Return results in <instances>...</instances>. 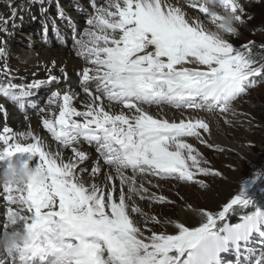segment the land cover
<instances>
[{
  "label": "snow or ice",
  "instance_id": "snow-or-ice-1",
  "mask_svg": "<svg viewBox=\"0 0 264 264\" xmlns=\"http://www.w3.org/2000/svg\"><path fill=\"white\" fill-rule=\"evenodd\" d=\"M261 2L88 0L93 11L87 27L78 38L73 30L75 55L85 65L78 72L80 90H55L38 110L54 146L30 122L26 131H14L6 122L0 130V169L32 167L29 161L39 158L37 176L22 187L2 184L0 189V202L7 204L0 235L23 228L30 237L13 252L0 250V264H191L196 246L217 222L250 203L242 189L219 210L192 208L193 220L201 214L207 222L198 227L177 222L176 234L150 227L162 221L142 212L134 196L172 203L145 185L159 187L153 178L194 181L197 174L221 175L204 166L208 162L187 138L213 148L210 123L198 113L219 111L231 123L227 114L236 115L237 99L264 80V56L253 54L255 42L237 47L229 39L253 19L249 7ZM17 11L11 10L13 27ZM0 22V32L8 35L10 21ZM259 47L264 51V43ZM0 58V95L7 100L61 79L53 74L57 61L52 60L45 65V79L14 82L19 77L8 64L2 37ZM59 72L67 79L65 66ZM166 109L177 110L179 118L175 113L170 118ZM8 115L0 103V116ZM84 144L95 145L97 158L90 166H85L90 157ZM17 154L27 158L17 161ZM133 214L144 217L142 226ZM254 216H244L237 228ZM255 264H264V254Z\"/></svg>",
  "mask_w": 264,
  "mask_h": 264
},
{
  "label": "rangeland",
  "instance_id": "rangeland-1",
  "mask_svg": "<svg viewBox=\"0 0 264 264\" xmlns=\"http://www.w3.org/2000/svg\"><path fill=\"white\" fill-rule=\"evenodd\" d=\"M67 1L62 2V6ZM78 2L83 4L85 0H78ZM43 11L45 12L46 10L43 8ZM218 11L223 10L218 9ZM248 11L253 16V19L240 28L239 36L229 37V39L237 47L248 41H254L253 54L259 59L264 56V51L259 47L261 43H264V2L253 3ZM51 13L53 15L52 18L54 17L55 20H62L63 16L59 11L52 10ZM84 21L86 23V17H84ZM206 24L211 30H215V26L208 20ZM53 25L43 26L39 23L37 25V35L39 30H41V34L44 35L42 40H45L47 33L49 36L55 37L54 32L57 27H53ZM73 30L77 33L76 28H69L67 30L68 37L73 38ZM69 31H71V34H69ZM235 112L236 115L227 114V119L232 121L231 123H226L224 114L219 111L212 113L216 114L218 118L214 125H210L212 134L208 139L214 145L213 148L209 149L207 146L201 145L195 138H187L200 151L203 160L208 162L204 166L213 167L221 175L203 176L197 174L194 181L161 179V181H166L167 184H165L164 188L161 187L162 189L156 195L164 196L172 203L146 199L149 210L152 211L148 215H155L157 218H161L160 220L164 221L165 224L171 220L169 229H174L173 234H176L178 230L175 229L174 225L177 222H184L185 226L197 227L207 222L206 217L203 220L196 216L195 220H193L192 215H190V208L219 210L224 202L237 194L240 188L242 189L250 203L240 208L236 206L237 209L235 211L230 212L223 220L217 222L215 228L212 229V234L196 246L191 264H204L205 261L213 257V252L216 256L215 262L233 264L230 261L225 262V259H223L226 251L231 249L234 251L232 246H235V250L237 249L238 252H246L248 250L253 262L261 254H264V80H261L254 88L249 89L247 94L237 99ZM205 114H208V112H205ZM212 138H226L225 144ZM198 180H203L207 187H201L196 182ZM184 187L186 189L182 191ZM143 201L138 197L136 202L142 212ZM186 208H188L186 210L187 215L183 216L186 218L182 219L181 211ZM240 211H243V213ZM253 213H255L253 219L248 221L240 231L228 224L230 218H235L238 215L237 219L242 221L244 216L252 215ZM133 215L142 226L144 217L142 215ZM163 224L155 225L153 221L149 226L154 227V230L158 232L165 231L170 234L165 229L166 225ZM249 238L252 239V243ZM245 244L248 248L245 247ZM187 255L186 252L185 258H187ZM208 262L213 264L211 261H207V264Z\"/></svg>",
  "mask_w": 264,
  "mask_h": 264
},
{
  "label": "bare ground",
  "instance_id": "bare-ground-1",
  "mask_svg": "<svg viewBox=\"0 0 264 264\" xmlns=\"http://www.w3.org/2000/svg\"><path fill=\"white\" fill-rule=\"evenodd\" d=\"M64 1L65 0H41L40 3L30 4L29 0H0V18H7L10 21L7 25L9 30L8 35L0 32V37L6 39L8 64L15 75L19 77L14 82L27 83L31 82V80L35 78L45 79L47 76L45 65L50 66V62L52 60L57 61V68L53 69V74L61 77L58 82H55L51 85L45 84L37 89L29 91L26 95H23L24 97L22 99L11 97L9 100H7V98L0 95V103L5 104L9 113L6 119L3 116H0V130H2V127L6 122L7 125L13 128L14 131H26L30 122L32 129L44 137L46 142L52 143L53 146L54 142L51 139V135L42 128L41 121L39 120L38 110L47 104L50 95L55 90H62L69 86L75 88L77 91L80 90L78 87L80 79L78 71H80L85 65L82 58H79L75 55V48L73 47L74 39L70 36L68 37L67 30L69 28H76V38H78L79 34H82L83 29L87 27L84 17H86L87 20L93 11L92 8L88 6V0H85L83 4H79L78 0H68L65 5L62 6V2ZM96 2L99 4L103 3L104 0H96ZM185 7L187 9L186 2ZM12 8H16L18 10L17 18H15L14 21L16 27H13L11 23ZM43 8L46 10L45 12L43 11ZM52 10L62 13V20L60 19L57 21L54 17L52 18ZM187 10L193 15L197 14L195 9ZM20 16L23 17L24 21L23 19H19ZM204 20L205 23H207V19L204 18ZM39 23H41L43 26H50V24H54L53 27H57L54 32L55 37H52L51 35L49 36L47 33L45 40H42L44 35L41 34V30H39L37 35V25ZM2 27H4V24L0 22V28ZM69 32V34H71V31ZM2 63L3 60L0 58V64ZM61 65L66 67L68 72L67 79H65L63 74L59 72V66ZM33 73H37V75L33 76ZM81 95L83 94L81 93ZM12 98L19 102V105L13 104L11 101ZM74 103L78 109H81L79 101ZM152 111L155 112V108H153ZM166 112L170 118L173 113H175L177 118H179V112H177L175 109H166ZM26 115L29 117V121L25 120ZM198 115L201 118H205L210 123V125H214V122L218 120L216 114H205V112L200 111ZM213 140H217L218 142L225 144L224 141L226 138H215ZM83 147L84 150L89 153L90 157L85 166H90L92 161L97 158L95 145L89 146L84 144ZM22 158L26 159L27 155L24 154L22 156L20 154V157L17 159V161ZM38 159V157H33V159L29 161L30 166L35 167L38 163ZM84 179H88L86 174ZM153 183L158 184L159 187L153 188L147 184L145 186L150 187V191L154 192L155 194L160 189H162L161 187L164 188V186H166L165 184H167L166 181H161L160 178H153ZM0 189H2V183H0ZM184 189L186 188L184 187L182 191H184ZM125 191H127V189H125ZM0 196H3L2 191H0ZM138 197L139 196H134L135 202H137ZM142 206L143 212L147 214L152 212L149 210L148 201H146V199L142 202ZM6 207V202H0V221L4 219ZM186 210H188V208L182 209L181 211L182 219L186 218L183 217L187 215ZM197 217L205 220L204 215L198 214ZM163 223L165 224L164 221H162L161 224ZM169 223H171V220ZM169 223L165 224V229H167L170 234H173L174 229H169V227H171L169 226Z\"/></svg>",
  "mask_w": 264,
  "mask_h": 264
},
{
  "label": "clouds",
  "instance_id": "clouds-1",
  "mask_svg": "<svg viewBox=\"0 0 264 264\" xmlns=\"http://www.w3.org/2000/svg\"><path fill=\"white\" fill-rule=\"evenodd\" d=\"M33 176H37L34 167H21L19 169H0V183L10 184L12 186H24ZM39 179L44 178V173L41 171L38 174ZM30 237L23 228L17 230L15 234L10 233L7 236L0 235V250L13 252L18 247H22Z\"/></svg>",
  "mask_w": 264,
  "mask_h": 264
},
{
  "label": "trees",
  "instance_id": "trees-1",
  "mask_svg": "<svg viewBox=\"0 0 264 264\" xmlns=\"http://www.w3.org/2000/svg\"><path fill=\"white\" fill-rule=\"evenodd\" d=\"M243 213V211H240ZM238 216V215H237ZM237 216L235 218H230V222L228 224L235 226L237 228L238 225H241L244 223V221H239V219H237ZM264 221V220H263ZM227 225V224H226ZM261 227H263V225H261ZM241 229V228H240Z\"/></svg>",
  "mask_w": 264,
  "mask_h": 264
}]
</instances>
